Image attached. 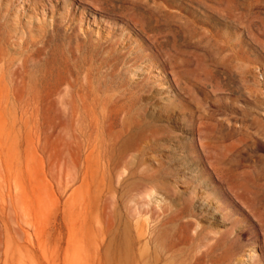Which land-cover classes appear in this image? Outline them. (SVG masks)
I'll return each instance as SVG.
<instances>
[{
    "label": "rangeland",
    "instance_id": "rangeland-1",
    "mask_svg": "<svg viewBox=\"0 0 264 264\" xmlns=\"http://www.w3.org/2000/svg\"><path fill=\"white\" fill-rule=\"evenodd\" d=\"M193 263L264 264V0H0V264Z\"/></svg>",
    "mask_w": 264,
    "mask_h": 264
},
{
    "label": "bare ground",
    "instance_id": "bare-ground-1",
    "mask_svg": "<svg viewBox=\"0 0 264 264\" xmlns=\"http://www.w3.org/2000/svg\"><path fill=\"white\" fill-rule=\"evenodd\" d=\"M7 61H8V60H7ZM8 62H9V61H8ZM10 62H11V61H10ZM12 62H13V61H12ZM170 62H172V61H170ZM173 62H174V61H173ZM3 74H4V73H3ZM4 80H5V79H4ZM6 88H7V87H6ZM128 143H129V142H128ZM128 145H129V144H128ZM221 150H222V149H221ZM191 151H192V150H191ZM139 152H140V151H139ZM193 156H194V155H192V159H193ZM190 157H191V156H190ZM194 157H195V156H194ZM226 158H227V157H226ZM220 159H221V158H220ZM186 160H188V159H186ZM195 161H196V160H195ZM188 163L190 164V162H188ZM193 163H194V162H193ZM196 163H197V162H196ZM195 166H196V165H195ZM229 167H230V166H229ZM155 172H156V171H155ZM173 174H174V173H173ZM170 175H171V174H170ZM174 175H175V174H174ZM174 175H172V176H174ZM155 177H156V176H155ZM175 177H176V175H175ZM175 180H176V178H175ZM199 185H200V184H199ZM137 191H138V190H137ZM190 211H191V210H190ZM190 211H188V212H190ZM188 212H187V213H188ZM176 213H177V211H176ZM163 214H164V213H163ZM178 214H179V213H178ZM178 214H177V215H178ZM190 215H191V214H190ZM190 215H189V216H190ZM171 217H172V215H171ZM171 217H170V219H171ZM174 217H176V219L178 218L176 215H175ZM179 218H181V217H179ZM192 218H193V217H192ZM173 219H174V218H173ZM173 219H172V220H173ZM172 220H171V221H172ZM176 221H178V220H176ZM179 224H180V223H179ZM180 229H181V227H180ZM181 230H182V229H181ZM184 231H186L185 228H184ZM181 232H183V230H182ZM188 233H189V232H188ZM174 235H175V234H174ZM187 235H188V234H187ZM177 236H178V235H177ZM180 237H182V236H180ZM180 237H179V238H180ZM177 238H178V237H177ZM190 239H191V236H190ZM177 241H178V239H177ZM219 241H221V240H219ZM216 242H218V240H217ZM181 243H182V242H181ZM223 244H224V242H223ZM176 245H178V243H177ZM218 245H219V247H221V246H220L221 243L218 244ZM215 247H216V246H215ZM219 247H218V250H219ZM212 249H213V248H212ZM221 249H222V248H221ZM218 250H217V251H218ZM223 250H224V249H223ZM214 251H216V250H214ZM214 251H213V252H214ZM221 251H222V250H221ZM225 253H226V252H225ZM207 254H208V253H207ZM214 254H216V253H214ZM202 255H203V254H202ZM210 255H213L212 250H211V254H210ZM224 255H225V254H224ZM227 255H228V254H227ZM207 256H209V255H207ZM202 257H203V256H201V260H202ZM220 257H221V256H220ZM203 258H204V257H203ZM208 258H209V257H208ZM208 258H207V259H208ZM196 259H197V258H196ZM207 259H206V260H207ZM210 259H212V258H210ZM213 259H214V258H213ZM225 259H226V258H225ZM198 260H199V259H198ZM211 261H212V260H211ZM196 262H197V261H196ZM199 262H200V261H199ZM219 262H220V261H218V263H219ZM201 263H202V262H201ZM218 263H217V264H218ZM193 264H194V263H193Z\"/></svg>",
    "mask_w": 264,
    "mask_h": 264
}]
</instances>
